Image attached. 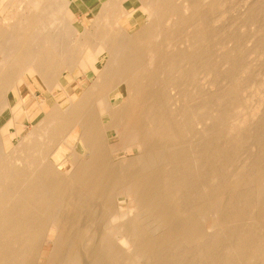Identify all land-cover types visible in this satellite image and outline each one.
I'll return each instance as SVG.
<instances>
[{
  "label": "bare ground",
  "instance_id": "bare-ground-1",
  "mask_svg": "<svg viewBox=\"0 0 264 264\" xmlns=\"http://www.w3.org/2000/svg\"><path fill=\"white\" fill-rule=\"evenodd\" d=\"M88 1L0 0V264H264V77L214 27L233 1Z\"/></svg>",
  "mask_w": 264,
  "mask_h": 264
},
{
  "label": "rangeland",
  "instance_id": "rangeland-1",
  "mask_svg": "<svg viewBox=\"0 0 264 264\" xmlns=\"http://www.w3.org/2000/svg\"><path fill=\"white\" fill-rule=\"evenodd\" d=\"M86 1H87V0H86ZM232 1H233V3H235V5H233V3H231V2H230L231 4H230V3L227 4V5H232L231 8H230V6L227 7V5H226V12L223 13V14H225V16H224V17H221V15H223V14H219L220 16L217 17V18H219V20L217 19V22L214 23V24H215L214 27H216V26L219 27V26H220V28H221V27L223 26L221 29H222L223 31H224V29H225V31L229 32V31L232 30V26L235 25V28H233L234 30H232V31H235V32H237L238 34L240 33L239 35H240V37L242 38V40L245 42V44L250 45V46L252 45L254 48H258V51H260V50L262 49L261 51H263V52H262V53H259V54H262V55H261V58H260V55L257 56V54H256V56H253V52H254L255 50H257V49L254 50V48L251 47V48L254 50V51H253L252 49H250V50H246V49L250 48V47H248V46H245V45H244L245 47H244V46L242 47L241 44H242V43L244 44V42H243L241 39H240V41H239L240 45H239V47H238V44H237V46H236V42H235V41H233L232 39L230 40L229 38H225V39H224V42H223L222 45H221V47L223 46V44H225L224 46L227 47L228 45H227L226 43L228 42V44H230V47H228V49H227L228 51L226 50V47L223 46L224 48H223V47L221 48L220 46H218L219 44H218V43L216 44V41L213 40L212 43H214V42H215V43H214L213 45L211 44V47L213 46V48H215V49H213V53H212V55H213V54H214V55L212 56V57H213L212 60H214V61H215V59L218 60V58H217L218 55H219L218 50L220 51V48H221L222 51H227V52H229V53H230L231 49H233V50H232L233 52L231 51V53H233V54L236 53L237 51H239L240 48H241V49L243 48V49H242L243 52H244V50H246V53L244 52L242 63L250 64V65H252V63H253V65H254V63H255V65H254L255 67L252 66V67L255 68V69L252 68V69H254V70H252V72L254 71V72H253L254 75H253V73H252V78H254V81H253V82H255L256 80L259 79V76H258V75H259L260 73H262V74H260V77H264V76H263V75H264V67H263V66H264V61H262V59L264 58V57H263V56H264V55H263V54H264V48L262 47V45L264 46V42L262 43V39H264V35L261 34V35L263 36V37H261V35H260V33H259V32L262 31V30H259V29H261V27L264 26V23H263V21H264V20H263V18H264V16H263V15H264L263 12H264V11L261 12L262 10H264V7H263V6H264V3L261 5V2H260V1L264 2V0H259V2H260V3H259V6L261 5L260 8H262V10H261V9H260V10L258 9V12H259V14H260V15H258V16H260V17L257 16L258 20L256 19L257 21L255 20V21L252 22V24H253L254 26L256 25V26L253 27V28H256V27H257V29H253V30H256L255 32L252 30V26H253V25L251 24V22L248 23V26H251V25H252V26L250 27L251 29H250V28L248 29V27L246 26V25H247V24H246L247 22L244 21L243 19H242V21H241V18H242V15H241V14H243L244 11L246 10V8H247L248 6H250V0H241V1H240V0H238V1H236V0H232ZM239 1H240L241 3L238 5V2H239ZM251 1H252V0H251ZM236 2H237V3H236ZM88 3H89L90 5H92V6H95L96 4H98V1H96V0H89ZM248 4H249V5H248ZM236 5H237V6H236ZM234 6H235V13H234ZM257 6H258V5H257ZM259 6H258L257 8H259ZM74 8L78 11V9H77L76 6H74ZM231 9H232L233 11H232ZM238 9H239V12H238ZM227 10H228V11H227ZM240 10H242V11H240ZM236 11H237V12H236ZM227 12H229V14H228ZM230 12H232V13H230ZM237 13H238L239 15H241V18H240V16H239ZM87 14L89 15L90 13L87 12ZM230 14L232 15V18H231V19H230ZM233 14H234V16H233ZM235 14H236L237 16H239L238 18H239L240 22L238 21V18H237V16H236ZM261 14H262V15H261ZM228 15H229V16H228ZM78 16H79V17H82V15H81L79 12H78ZM262 16H263V17H262ZM226 17H227V18H226ZM261 17H262V19H261ZM223 18H224V19H223ZM233 18H235V19H233ZM236 18H237V19H236ZM259 18H260L261 21H259ZM229 19H230V21H229L230 24H229L228 21H227V20H229ZM231 20H233V21H235V22L233 23V21H231ZM262 20H263V21H262ZM222 21H224L223 24H222ZM226 21H227V22H226ZM236 21H237V22H236ZM220 22H221V24H220ZM225 22H226V23H225ZM238 22H239V23L242 22V24L244 23V25L246 24L245 26L242 25V27L244 26V27H247V28H246V29H245L244 27L241 28V27H240L241 25H238V24H239ZM254 22H255V23H256V22H257V23H258V22H259V23L262 22L263 24H262V23H261V25H260V24H257V23L254 24ZM224 23H225V24H224ZM232 23H233V24H232ZM236 23H238V24H236ZM249 24H250V25H249ZM218 25H219V26H218ZM224 25H225L226 27H228V28H229V26H231V25H232V26L229 28V31H228L227 28H225ZM258 25L260 26V28H258ZM238 26H239V28H238ZM236 27H237V29H236ZM240 28H241V30H245V32L243 31V32H244V33H243V32L240 30ZM239 30H240V32H239ZM246 30H247V31L249 30V32L246 33ZM251 30H252V31H251ZM257 31H258V32H257ZM251 32H252V33H251ZM253 32H254L255 34L252 36L251 34H253ZM245 33H246L247 35H246ZM256 34L258 35V37H259L261 40H260L257 36H256L257 38L255 37L257 40H256L255 38L252 39V37H254ZM241 35H242V36H241ZM243 35H246V36H243ZM248 35H249L250 37H251V36H252V37L249 38ZM247 36H248V39H247ZM245 37H246V38H245ZM244 38H245V40H244ZM249 39H250V40L252 39L251 41H253V40H255V41H253L252 43H250V42H249V41H250ZM225 40H226V43H225ZM246 40H249V41H246ZM259 40H260V41H259ZM263 41H264V40H263ZM247 42H249V43H247ZM257 42H259V43H257ZM260 42H261V44H260ZM231 43H233V44H232V46L234 45L233 47H231ZM254 43H255V46H254ZM243 44H242V45H243ZM256 44H257V46H256ZM258 44H259V45H258ZM214 45H216V46L218 47V50H217L216 46H214ZM260 46H261L262 48H259ZM235 48H238L237 51L235 50L236 52L234 51ZM244 48H245V49H244ZM223 49H224V50H223ZM259 49H260V50H259ZM247 51H249L250 54H252V57L254 58L253 61H252L251 56H249V55H250L249 52H247ZM261 51H260V52H261ZM214 52H215V53H214ZM216 52H217L218 55H216ZM247 53H248V54H247ZM247 55H248L249 57H247ZM254 55H255V53H254ZM214 56H215V59H214ZM244 56H245V57H244ZM244 58H245L247 61H245ZM247 58H249V60H248ZM255 59H256V60H255ZM257 59H258V60H257ZM259 59H260V61H259ZM248 61H249V63H248ZM261 61H262V62H261ZM215 62H217V61H215ZM257 62H258V63L260 62V64L258 65ZM222 64H223V62H222ZM256 64H257V65H256ZM225 65H226V64H225ZM225 65H223V66L226 67ZM260 65L263 67V69H262L263 72H261L262 70H260V68H262V67L259 68ZM223 66H222V67H223ZM256 66H258V67H257L258 69H256ZM255 70H257L258 72L255 71ZM259 72H260V73H259ZM255 74H256V76H255ZM257 74H258V75H257ZM261 75H262V76H261ZM200 76H201V75H200ZM200 76H199V77H200ZM253 76H254V77H253ZM257 77H258V78H257ZM200 78H201V77H200ZM200 78H199V80H200L199 82H201V79H200ZM252 78H251V79H252ZM259 80H260V79H259ZM251 81H252V80H251ZM224 82H225V84H226L227 80H226V81L224 80L223 83H224ZM201 84H202V83H200V85H201ZM209 91H211V90L209 89ZM263 93H264V88H263ZM39 94H40V93L37 92V95H38V96H40ZM252 95H253V94H251V98H252V99L249 98L248 100H251L252 102L254 101L253 104H256L255 101H256L257 97H255L256 95H253V97H252ZM249 96H250V94H249ZM255 98H256V99H255ZM248 103H249L250 105H252V103H251L250 101H248ZM20 113H21V110L16 114L17 118L20 117V115H21ZM19 114H20V115H19ZM22 120H24L23 116H21V117L19 118V121H22ZM26 124H27V126H26V125H23V126H22V129H21L22 134H25V132H26L27 129H28V125H29V124H28V123H26ZM248 148H249V149H248ZM252 148H253L252 146H248V147L245 149V150H247V151L244 150V154L246 155V153H247L248 151H250V149H251L250 152H255V149L253 148V150H254V151H253ZM250 152H248L247 155L250 154ZM251 154H252V153H251ZM120 155H121V153L118 154V156H120ZM56 159H58V158L56 157ZM44 248L47 249L48 246H45Z\"/></svg>",
  "mask_w": 264,
  "mask_h": 264
}]
</instances>
